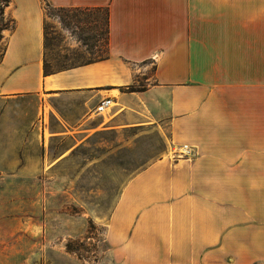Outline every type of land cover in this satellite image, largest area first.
<instances>
[{
    "label": "crops",
    "instance_id": "1",
    "mask_svg": "<svg viewBox=\"0 0 264 264\" xmlns=\"http://www.w3.org/2000/svg\"><path fill=\"white\" fill-rule=\"evenodd\" d=\"M47 1L105 10L107 53L44 74L43 0L8 1L0 181L38 184L54 138L67 153L111 127L166 122L168 153L130 177L107 217L112 258L264 264V0ZM103 98L112 105L96 112ZM10 198L0 194V264H26L29 215Z\"/></svg>",
    "mask_w": 264,
    "mask_h": 264
},
{
    "label": "rangeland",
    "instance_id": "2",
    "mask_svg": "<svg viewBox=\"0 0 264 264\" xmlns=\"http://www.w3.org/2000/svg\"><path fill=\"white\" fill-rule=\"evenodd\" d=\"M43 4L48 69L106 55L103 9ZM2 49L0 41V55ZM168 134L166 122L111 127L67 153V139L49 140L38 184L0 181V194L11 196L13 210L29 215L18 259L27 258L26 264H118L105 239L107 217L130 177L168 153Z\"/></svg>",
    "mask_w": 264,
    "mask_h": 264
},
{
    "label": "trees",
    "instance_id": "3",
    "mask_svg": "<svg viewBox=\"0 0 264 264\" xmlns=\"http://www.w3.org/2000/svg\"><path fill=\"white\" fill-rule=\"evenodd\" d=\"M8 1L9 0H0V39L2 37L1 31L4 28L13 27V21L10 20V19H6L5 16H4V7L8 4ZM105 16H106V11H105ZM105 24H107V18H106ZM106 32H107V30H106ZM45 40H46V34H45ZM45 47H46V45H45ZM48 67H49V65H48V62L46 60L45 52H44V59H43V71H44V74H49V73H52V72H55V71L63 69V68H61V69H52V70H50V69H48ZM67 67H70V66H67ZM64 68H66V67H64Z\"/></svg>",
    "mask_w": 264,
    "mask_h": 264
},
{
    "label": "built area",
    "instance_id": "4",
    "mask_svg": "<svg viewBox=\"0 0 264 264\" xmlns=\"http://www.w3.org/2000/svg\"><path fill=\"white\" fill-rule=\"evenodd\" d=\"M112 105V99L111 98H103L100 100V102L96 105V112L103 113L108 110V108ZM188 147L186 144H183L181 146L179 153V156L186 155L187 154Z\"/></svg>",
    "mask_w": 264,
    "mask_h": 264
}]
</instances>
